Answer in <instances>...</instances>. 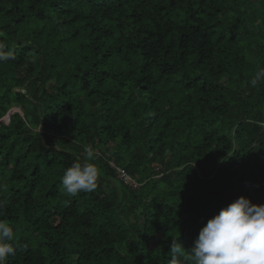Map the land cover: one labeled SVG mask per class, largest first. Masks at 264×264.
I'll list each match as a JSON object with an SVG mask.
<instances>
[{"label": "trees", "instance_id": "obj_1", "mask_svg": "<svg viewBox=\"0 0 264 264\" xmlns=\"http://www.w3.org/2000/svg\"><path fill=\"white\" fill-rule=\"evenodd\" d=\"M0 44L7 264H170L173 237L264 204V0H0ZM89 145L97 187L65 194Z\"/></svg>", "mask_w": 264, "mask_h": 264}, {"label": "clouds", "instance_id": "obj_2", "mask_svg": "<svg viewBox=\"0 0 264 264\" xmlns=\"http://www.w3.org/2000/svg\"><path fill=\"white\" fill-rule=\"evenodd\" d=\"M12 58L11 50L0 44V63ZM262 83L264 67L257 69L249 81L252 87ZM94 160L95 152L89 145L83 160L65 169L60 184L65 194L75 196L96 189L98 169ZM13 240V227L0 220V264H7L8 257L15 253ZM168 253L170 264H264V204L241 195L207 220L190 248L173 237Z\"/></svg>", "mask_w": 264, "mask_h": 264}, {"label": "built area", "instance_id": "obj_3", "mask_svg": "<svg viewBox=\"0 0 264 264\" xmlns=\"http://www.w3.org/2000/svg\"><path fill=\"white\" fill-rule=\"evenodd\" d=\"M117 174H118V178H120L128 186H130L132 188H136V189H138L140 187V184L137 183L130 176H128V174L125 173L123 170L117 168Z\"/></svg>", "mask_w": 264, "mask_h": 264}, {"label": "rangeland", "instance_id": "obj_4", "mask_svg": "<svg viewBox=\"0 0 264 264\" xmlns=\"http://www.w3.org/2000/svg\"><path fill=\"white\" fill-rule=\"evenodd\" d=\"M13 111H20V108L17 106V107H15V108L13 109ZM119 250H120V248H119Z\"/></svg>", "mask_w": 264, "mask_h": 264}]
</instances>
